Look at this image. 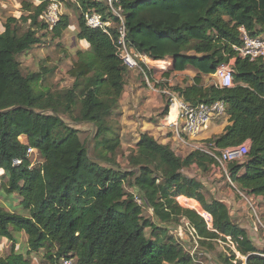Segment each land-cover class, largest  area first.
Segmentation results:
<instances>
[{"label":"trees","instance_id":"16d2710c","mask_svg":"<svg viewBox=\"0 0 264 264\" xmlns=\"http://www.w3.org/2000/svg\"><path fill=\"white\" fill-rule=\"evenodd\" d=\"M52 1L72 3L22 0L21 15L8 17L0 30V171L6 178L1 186L6 195L18 197L16 208L9 205L13 210L0 205V238L11 243L0 264H32L31 256L40 250L50 263L67 257L74 264H197V254L168 234L181 219L199 249L218 264H264V256L256 254L264 252L232 220L228 206L207 200L202 180L185 173L195 166L205 174L217 163L212 156L198 150L177 155L141 132L127 157L129 168L117 162L121 140L110 118L119 108L128 69L116 53L115 30L109 36L85 24L87 10L106 15L101 2L79 0L76 36L88 49L76 51L67 71L73 79L69 88L37 90L46 68L22 73L17 56L39 44L37 31L46 27L39 17ZM120 3L131 47L155 60L171 59L170 73L187 66L198 70L191 84L172 87L185 103H225L228 124L206 142L223 149L248 141L244 160L229 162L227 171L236 190L264 199V60L241 58L233 48L240 44V27L251 36L264 34V0ZM19 21L29 23L25 31L17 29ZM68 26L62 13L53 36L61 37ZM230 60L233 86H203L201 74H214ZM74 108L72 122L94 128L92 156L80 130L61 116H72ZM27 147L39 152L38 162L30 161ZM124 183L135 192H127ZM177 196L196 200L210 214L211 227L196 210L180 206ZM144 207L151 217L142 215ZM17 233L26 235L25 255L15 248ZM218 241L226 247L215 251Z\"/></svg>","mask_w":264,"mask_h":264},{"label":"crops","instance_id":"0c3cea01","mask_svg":"<svg viewBox=\"0 0 264 264\" xmlns=\"http://www.w3.org/2000/svg\"><path fill=\"white\" fill-rule=\"evenodd\" d=\"M78 32V30H77ZM83 49H88V44L84 40H78ZM82 49V48H81ZM233 63V60H231ZM146 73H141L136 69L128 70L125 77V84L119 100L118 114L121 115V123H125L122 131L129 130L136 134L138 141L141 132H146L153 136L159 143L167 144L177 154L184 156L192 151L190 145L206 142L223 132L228 124V115L215 119L197 134L185 138L186 144L181 141L178 127L172 125L176 121V112L170 108L167 99L158 92V88L164 86L177 87L184 84H191L193 78L198 74V70L192 66H187L183 71L169 72L171 59L152 60L146 58ZM168 73V75H166ZM203 86L217 85L214 74H201ZM147 82H152L156 89L148 87ZM167 109V111H164ZM120 111V112H119ZM174 111V118L170 120V115ZM132 129L135 132H132ZM188 143V144H187ZM195 171L199 169L192 166ZM243 170L239 172L242 174ZM203 175V176H201ZM199 175L205 186V197L207 200L217 199L225 203L232 220L241 228L245 229L247 235L252 240L257 250L264 252V237L259 231L253 228L252 221L255 219L244 199L238 194L234 182L233 186L228 182L225 175L216 167H211L205 174ZM205 175V176H204ZM201 176V177H200ZM231 179V178H230ZM258 203V216L264 220V199L256 197Z\"/></svg>","mask_w":264,"mask_h":264},{"label":"built area","instance_id":"2783aa9c","mask_svg":"<svg viewBox=\"0 0 264 264\" xmlns=\"http://www.w3.org/2000/svg\"><path fill=\"white\" fill-rule=\"evenodd\" d=\"M101 2L107 10L105 16L96 11L87 10L83 12L85 24L89 28H98L103 32L111 35V30H115L114 44L118 57L122 60L123 64L128 70L136 69L141 73H146L145 61L149 58L145 54L139 53L133 47L129 45L127 40V30L125 27V16L121 7L120 0H96ZM63 4L57 1L50 2L44 9L39 19L46 25L49 30L59 21L62 14ZM240 44L234 46V50L241 58H247L249 60L263 59L264 60V34H257L251 36L248 32L240 27ZM152 59V58H151ZM155 60V59H152ZM231 60L227 63L219 64L214 72L216 83L219 87H231L233 86V69ZM147 85L151 89H156L152 82H147ZM159 93L166 97L167 103L170 108H173L176 112V121L172 123L178 127L182 136L181 141L186 144L183 136L189 137L197 134L201 130L205 129L210 122L215 119H219L226 115L225 103L221 100L214 101L212 103H199L197 105H191L185 103L179 96V94L170 86H164L157 89ZM188 144V143H187ZM192 150H198L204 154L212 156L216 160L215 167L218 168L226 177L228 182L233 186L227 171V164L232 161H243L246 154L249 151V142H243L238 146L227 147L223 149L217 148L212 143L199 142L195 144H188ZM34 151L33 148L27 147L26 155ZM14 164H19L20 161L15 159ZM238 194L247 203L248 208L254 216L252 221L253 228L257 231L264 229V220H261L258 216V203L254 195H249L245 192L237 190ZM138 200V199H137ZM177 203L186 208L196 210L206 221L208 227H211V216L209 213L202 210L199 203L185 196H177ZM261 256L264 253L256 252ZM39 264H74L71 258H61L56 263L42 262Z\"/></svg>","mask_w":264,"mask_h":264},{"label":"rangeland","instance_id":"374dc122","mask_svg":"<svg viewBox=\"0 0 264 264\" xmlns=\"http://www.w3.org/2000/svg\"><path fill=\"white\" fill-rule=\"evenodd\" d=\"M21 1L22 0H0V30L3 27L6 19L10 16L18 18L21 15ZM71 4L68 6H63L62 13L67 14L69 17V26L62 36L55 38L53 36L52 30L47 27L41 28L37 31V35L40 38L39 44L35 45L31 50L25 51L17 56L20 62V68L24 75L30 74L32 72L40 71L42 68H46L44 78L37 84L38 89H48L50 92H60L69 88L72 85L73 79L68 75L67 71L71 67L72 62L76 59L77 50H85L81 47L80 42L77 39L78 30V18L82 11L80 8L79 0H71ZM29 26L28 22L19 21L17 23V29L25 31ZM82 48V49H81ZM119 109V108H118ZM118 109L114 111L111 115L110 122L114 124L119 129V136L121 140V147L117 152V162L122 168H129L127 164V157L130 152L136 148V134L131 133L129 130L122 131L125 123H121V114H118ZM77 110H73L72 116L68 114L61 115L66 121L70 122L73 127L80 130L79 137L82 142L85 143L87 149L89 150V155L93 154V136L94 128L88 123H73L72 117L76 116ZM135 132L132 129V132ZM136 133V132H135ZM24 140V139H23ZM30 161L34 164L40 160V154L38 151H32L29 155ZM185 173L192 176L201 175L198 171H195L193 167L185 170ZM203 176V175H201ZM200 176V177H201ZM205 176V175H204ZM6 181L2 171H0V205L8 210H13L18 206V197L16 194L6 195L2 189L1 184ZM125 190L127 192H135L134 189L124 183ZM9 205L14 206L11 208ZM142 215L145 218H149L152 215V211L149 208L144 207ZM168 234L172 235L176 240L184 242L185 248L193 254H197V264H218L214 259L210 257L209 254L202 252L197 243V238L193 235V230L189 228L188 223L181 219L177 225L169 227ZM146 237H151L150 229H145ZM261 237H264V229H261L259 233ZM16 238V250H20L24 255L27 252V242L26 235L24 233L15 234ZM152 238V237H151ZM226 245L218 241L216 245L217 250H222ZM11 248V243L5 239L0 238V255H6ZM45 251L40 250L31 256L32 264H39L46 262V257L44 256Z\"/></svg>","mask_w":264,"mask_h":264},{"label":"bare ground","instance_id":"6f19581e","mask_svg":"<svg viewBox=\"0 0 264 264\" xmlns=\"http://www.w3.org/2000/svg\"><path fill=\"white\" fill-rule=\"evenodd\" d=\"M174 111H172L171 115H170V120L174 118Z\"/></svg>","mask_w":264,"mask_h":264}]
</instances>
